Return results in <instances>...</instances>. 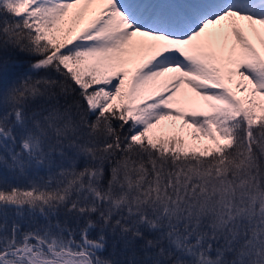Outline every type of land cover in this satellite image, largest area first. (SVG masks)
<instances>
[{
  "label": "snow or ice",
  "instance_id": "snow-or-ice-1",
  "mask_svg": "<svg viewBox=\"0 0 264 264\" xmlns=\"http://www.w3.org/2000/svg\"><path fill=\"white\" fill-rule=\"evenodd\" d=\"M0 264H264V0H0Z\"/></svg>",
  "mask_w": 264,
  "mask_h": 264
},
{
  "label": "trees",
  "instance_id": "trees-1",
  "mask_svg": "<svg viewBox=\"0 0 264 264\" xmlns=\"http://www.w3.org/2000/svg\"><path fill=\"white\" fill-rule=\"evenodd\" d=\"M31 59H33V58L29 57V56H26V55H20V56L14 58L16 64L18 65V67H17V69L15 71V75L16 76H19V75L23 74L27 70L29 61ZM24 228L25 229L27 228L26 224L24 225ZM92 235L95 236V233H93ZM98 255L101 258H110V256H111V248L110 247L107 248L105 251H103L101 253H98Z\"/></svg>",
  "mask_w": 264,
  "mask_h": 264
},
{
  "label": "bare ground",
  "instance_id": "bare-ground-1",
  "mask_svg": "<svg viewBox=\"0 0 264 264\" xmlns=\"http://www.w3.org/2000/svg\"><path fill=\"white\" fill-rule=\"evenodd\" d=\"M153 2H165V0H153ZM186 88H187L186 85L182 86V89H186Z\"/></svg>",
  "mask_w": 264,
  "mask_h": 264
},
{
  "label": "rangeland",
  "instance_id": "rangeland-1",
  "mask_svg": "<svg viewBox=\"0 0 264 264\" xmlns=\"http://www.w3.org/2000/svg\"><path fill=\"white\" fill-rule=\"evenodd\" d=\"M173 107H176V105H173ZM162 123H167V122H162ZM177 123H181V121H177ZM43 174V173H42ZM77 239H79V237L77 236ZM102 255V254H101Z\"/></svg>",
  "mask_w": 264,
  "mask_h": 264
}]
</instances>
